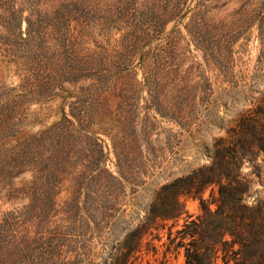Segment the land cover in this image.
I'll list each match as a JSON object with an SVG mask.
<instances>
[{"label":"rangeland","instance_id":"obj_1","mask_svg":"<svg viewBox=\"0 0 264 264\" xmlns=\"http://www.w3.org/2000/svg\"><path fill=\"white\" fill-rule=\"evenodd\" d=\"M259 1L0 0V264H108L155 194L206 164L222 135L190 136L178 110L212 93L233 102L219 109L225 124L260 98ZM113 144L129 180L111 188L102 222L87 188L98 162L119 177ZM262 160L241 168L248 205L264 198ZM183 202L200 214L198 199ZM182 223L146 235L135 264H185Z\"/></svg>","mask_w":264,"mask_h":264},{"label":"trees","instance_id":"obj_2","mask_svg":"<svg viewBox=\"0 0 264 264\" xmlns=\"http://www.w3.org/2000/svg\"><path fill=\"white\" fill-rule=\"evenodd\" d=\"M257 4L255 10L263 12L258 29H261L259 39L264 46V0ZM259 97L250 108L236 112L225 124L219 109L226 110L233 102L227 100L220 104L212 93L199 100L203 108L198 109L192 97L184 110H178L177 114L187 119L190 136L194 131L206 133L213 130L222 132V135L212 138L206 148V164L171 181L155 194L135 230L112 248L108 264H135L144 237L163 229L165 222L173 221L174 224L181 218L183 223L177 234L180 246L184 248L185 264H264V198H256L252 204H247L251 181L249 175L241 173L244 164L253 170L258 169L257 159L264 155V91ZM113 149L119 177L108 173L98 162L87 188L94 203L99 204L95 211L99 212L102 222L105 221V199L111 196V188L121 184L120 178L129 180L119 167L120 159L127 160L128 157L119 155L114 144ZM104 175L108 176L106 181L109 184ZM136 175L144 177L146 173L139 166ZM145 184L142 180L134 185L132 199L138 201L141 198L147 188ZM207 189H211L210 203L203 199ZM183 198L199 200L200 214L196 218L185 212ZM210 205H214V210ZM110 219L106 221L108 238L116 221L110 223L113 217ZM59 252L49 245L45 256L57 260ZM61 264L74 263L65 261Z\"/></svg>","mask_w":264,"mask_h":264}]
</instances>
